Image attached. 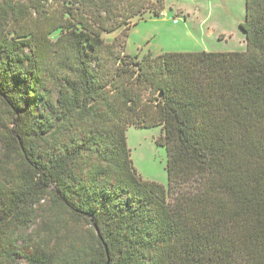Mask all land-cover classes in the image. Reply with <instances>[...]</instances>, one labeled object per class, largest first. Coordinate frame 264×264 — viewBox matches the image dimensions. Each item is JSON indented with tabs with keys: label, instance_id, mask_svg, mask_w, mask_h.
<instances>
[{
	"label": "trees",
	"instance_id": "trees-1",
	"mask_svg": "<svg viewBox=\"0 0 264 264\" xmlns=\"http://www.w3.org/2000/svg\"><path fill=\"white\" fill-rule=\"evenodd\" d=\"M49 1L0 0V248L41 217L12 242L26 264H264V0L245 52L142 58L126 38L152 0ZM131 127H161L168 188Z\"/></svg>",
	"mask_w": 264,
	"mask_h": 264
},
{
	"label": "rangeland",
	"instance_id": "rangeland-1",
	"mask_svg": "<svg viewBox=\"0 0 264 264\" xmlns=\"http://www.w3.org/2000/svg\"><path fill=\"white\" fill-rule=\"evenodd\" d=\"M161 1L164 9L160 16L154 14V9L159 8L160 4L158 5L157 0H152L153 8L147 9L143 15L131 21L126 38L128 55L142 58L147 55L157 57L164 53H226L247 50L246 33L242 29L243 25H247V0ZM57 2L58 0H50L46 6L51 10L57 6ZM125 28L126 26L111 34L106 33L104 38L112 42ZM54 36L57 37L58 33ZM162 135L161 127H131L127 132L132 160L139 175L144 180L168 188L167 149L158 144ZM1 155L0 143V157ZM169 200H174L172 191ZM43 204L44 209L51 205L49 200ZM42 224V218L38 217L30 229L5 236L3 247L0 248V264H26L23 258L18 255L15 258L12 254L15 247L23 251L26 238L37 239ZM13 241H16L15 247L12 245Z\"/></svg>",
	"mask_w": 264,
	"mask_h": 264
},
{
	"label": "water",
	"instance_id": "water-1",
	"mask_svg": "<svg viewBox=\"0 0 264 264\" xmlns=\"http://www.w3.org/2000/svg\"><path fill=\"white\" fill-rule=\"evenodd\" d=\"M161 97L163 96V94L161 93V95H160ZM96 230H97V232H98V229L96 228ZM108 264H109V262H108Z\"/></svg>",
	"mask_w": 264,
	"mask_h": 264
}]
</instances>
